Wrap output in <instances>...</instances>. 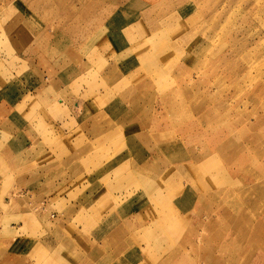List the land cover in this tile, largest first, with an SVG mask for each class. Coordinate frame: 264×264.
Listing matches in <instances>:
<instances>
[{"label":"rangeland","instance_id":"374dc122","mask_svg":"<svg viewBox=\"0 0 264 264\" xmlns=\"http://www.w3.org/2000/svg\"><path fill=\"white\" fill-rule=\"evenodd\" d=\"M0 264H264V0H0Z\"/></svg>","mask_w":264,"mask_h":264},{"label":"bare ground","instance_id":"6f19581e","mask_svg":"<svg viewBox=\"0 0 264 264\" xmlns=\"http://www.w3.org/2000/svg\"><path fill=\"white\" fill-rule=\"evenodd\" d=\"M213 258V256H211ZM218 258V257H217ZM215 259V258H214Z\"/></svg>","mask_w":264,"mask_h":264}]
</instances>
